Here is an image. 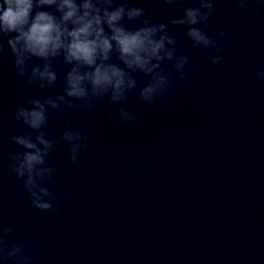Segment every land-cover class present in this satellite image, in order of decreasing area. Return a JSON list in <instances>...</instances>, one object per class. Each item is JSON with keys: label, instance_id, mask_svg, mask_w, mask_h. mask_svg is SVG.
Returning <instances> with one entry per match:
<instances>
[{"label": "clouds", "instance_id": "1", "mask_svg": "<svg viewBox=\"0 0 264 264\" xmlns=\"http://www.w3.org/2000/svg\"><path fill=\"white\" fill-rule=\"evenodd\" d=\"M160 2L175 7L180 15L153 22L148 10L132 0H0V59L7 58L29 94L11 113L26 130L10 134L0 123V146L5 141L16 146L6 167L21 182L32 208L61 211L62 201L48 186L59 172L49 158L61 142L68 146L69 165L91 149L87 133L67 116L60 118V137L52 139L45 131L50 113L94 111L106 98L118 106L108 114L109 120L121 126L145 125L147 119L127 106L129 96L138 94L144 105L156 107L178 85L188 95L198 92L201 82L195 68L199 61L186 54V40L192 48L211 50L210 63L219 66L225 60L226 43H237L231 34H251L252 21L264 19V0H228L231 10L246 20L210 36L202 26L216 17L219 0ZM253 2L258 6L250 9ZM173 29L182 34L174 35ZM57 68L67 69L62 80ZM235 71L249 74L246 65L236 66ZM136 74L147 78L142 86ZM256 79L264 83V66L256 71ZM58 82L61 92L33 97V89H54ZM3 104L0 96V119ZM128 171L143 177L152 169L133 165ZM125 198L131 197L126 193ZM22 236V226L0 223V264H32Z\"/></svg>", "mask_w": 264, "mask_h": 264}]
</instances>
